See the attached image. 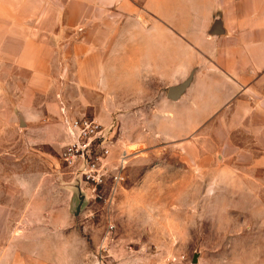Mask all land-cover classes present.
I'll use <instances>...</instances> for the list:
<instances>
[{"label": "crops", "instance_id": "1", "mask_svg": "<svg viewBox=\"0 0 264 264\" xmlns=\"http://www.w3.org/2000/svg\"><path fill=\"white\" fill-rule=\"evenodd\" d=\"M168 114L170 133L221 114L264 132V0H0V132L58 147L72 117ZM17 171L0 179L20 185ZM11 207L0 201L5 223ZM25 211L16 229L33 227Z\"/></svg>", "mask_w": 264, "mask_h": 264}, {"label": "rangeland", "instance_id": "2", "mask_svg": "<svg viewBox=\"0 0 264 264\" xmlns=\"http://www.w3.org/2000/svg\"><path fill=\"white\" fill-rule=\"evenodd\" d=\"M171 119L101 122L114 142L109 159L130 151L112 196L109 182L92 195L64 163L68 140L46 147L0 132V175L24 176L0 179V201L12 206L7 223L0 212V264H153L168 253L183 255L176 264H264V132L227 130L239 117L221 114L170 133ZM31 201L33 227L16 229L15 206Z\"/></svg>", "mask_w": 264, "mask_h": 264}, {"label": "built area", "instance_id": "3", "mask_svg": "<svg viewBox=\"0 0 264 264\" xmlns=\"http://www.w3.org/2000/svg\"><path fill=\"white\" fill-rule=\"evenodd\" d=\"M66 127L69 140L61 152L64 163L73 167L78 179L90 189L92 195L102 196L101 187L108 182L109 195H114L124 177L130 151L122 148L115 159L110 160L113 139L109 134L105 135V127L94 117L83 115L68 119ZM182 257L168 253L153 264H176Z\"/></svg>", "mask_w": 264, "mask_h": 264}, {"label": "water", "instance_id": "4", "mask_svg": "<svg viewBox=\"0 0 264 264\" xmlns=\"http://www.w3.org/2000/svg\"><path fill=\"white\" fill-rule=\"evenodd\" d=\"M191 76H192V71L182 81L169 85L167 87V91H166L167 97H169L171 99H177L179 97V95L185 90L186 86L188 85V83L191 79ZM83 198H84V195L80 194V201L78 203L77 209L80 208V205L82 203ZM196 260H197L196 257H194L192 259V261H194V262Z\"/></svg>", "mask_w": 264, "mask_h": 264}, {"label": "bare ground", "instance_id": "5", "mask_svg": "<svg viewBox=\"0 0 264 264\" xmlns=\"http://www.w3.org/2000/svg\"><path fill=\"white\" fill-rule=\"evenodd\" d=\"M131 148H132V149H133V148L135 149V148H137V147H136V146H132Z\"/></svg>", "mask_w": 264, "mask_h": 264}]
</instances>
